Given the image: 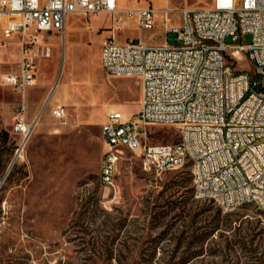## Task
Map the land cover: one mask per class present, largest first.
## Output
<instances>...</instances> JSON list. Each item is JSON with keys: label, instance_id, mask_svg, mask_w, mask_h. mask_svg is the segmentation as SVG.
Wrapping results in <instances>:
<instances>
[{"label": "rangeland", "instance_id": "rangeland-1", "mask_svg": "<svg viewBox=\"0 0 264 264\" xmlns=\"http://www.w3.org/2000/svg\"><path fill=\"white\" fill-rule=\"evenodd\" d=\"M119 1L121 8L168 5L173 26L181 8L211 3ZM142 32L133 21L112 29L107 16L70 15L65 34H48L51 57L40 49L36 81L25 93L24 122L35 126L24 142L16 131L21 96L2 83L4 64L18 61L20 47L0 31V264H264V210L247 203L224 212L198 197L190 165L150 172L141 152L125 150L113 184L102 182L105 116L119 110L129 120L141 97L138 79L104 72L102 41L111 34L119 43L136 36L154 45L164 40L159 29ZM250 42L251 36L225 40ZM226 63L233 62L226 57ZM233 69L254 75L247 60ZM58 105L66 110L65 125L53 116ZM145 129L151 145L179 142V126Z\"/></svg>", "mask_w": 264, "mask_h": 264}, {"label": "built area", "instance_id": "built-area-1", "mask_svg": "<svg viewBox=\"0 0 264 264\" xmlns=\"http://www.w3.org/2000/svg\"><path fill=\"white\" fill-rule=\"evenodd\" d=\"M171 12L168 5L121 8L119 0H0V31L5 39L18 38L21 47L18 71L2 77L21 96L16 131L27 142L25 93L36 81L40 49L44 58L51 57L46 37L65 34L68 16L104 15L112 29L134 21L139 31L155 29L160 17L163 44L141 38L119 43L115 34L102 41L104 72L141 84L136 114L129 120L119 110L105 116L102 182L113 184L125 150L139 151L146 171L162 174L190 165L196 195L213 199L224 212L247 203L264 210V0H211L205 7H183L174 26ZM170 34L176 44H169ZM244 36H251V42L225 43L228 37L237 42ZM226 57L233 63L227 64ZM243 60L253 65L254 75L234 71L233 65ZM52 113L61 124L68 123L63 106ZM150 125L179 126V142L149 144L145 128Z\"/></svg>", "mask_w": 264, "mask_h": 264}, {"label": "crops", "instance_id": "crops-1", "mask_svg": "<svg viewBox=\"0 0 264 264\" xmlns=\"http://www.w3.org/2000/svg\"><path fill=\"white\" fill-rule=\"evenodd\" d=\"M120 2V1H119ZM139 7H141V6H135V7H133V8H139ZM98 16V15H97ZM162 20H161V18L159 17L158 18V20H157V25H156V29H159L160 30V32L162 33V35H163V37H164V40L162 41V42H160V43H158V44H163L164 42H165V30H164V28H163V25H162V22H161ZM134 22V21H133ZM127 24L129 23V21H127L126 22ZM135 23V22H134ZM140 33L143 35V32L142 31H140ZM112 35V34H111ZM144 36V35H143ZM142 36V37H143ZM142 37L141 36H136L135 38H141L142 39ZM46 38H49V36H47ZM126 38V37H125ZM18 39V38H17ZM127 39H125L124 40V42L126 41ZM143 40V39H142ZM124 42H122V43H124ZM18 45H19V47H20V44H19V42H16ZM18 55H19V57L21 58V47H20V49H19V53H18ZM20 58H18V61H16V63L15 64H12V65H6V64H4V67H3V71H2V73H4L3 75H2V77L4 76V75H6V74H10V73H13V72H16V71H18V69H19V65H20ZM100 61H101V51H100ZM4 62H6V61H4ZM7 66H9V67H7ZM102 66V65H101ZM36 77H37V72H36Z\"/></svg>", "mask_w": 264, "mask_h": 264}, {"label": "water", "instance_id": "water-1", "mask_svg": "<svg viewBox=\"0 0 264 264\" xmlns=\"http://www.w3.org/2000/svg\"><path fill=\"white\" fill-rule=\"evenodd\" d=\"M34 126H35V125H33L32 127H30L29 135L32 133V131H33V129H34Z\"/></svg>", "mask_w": 264, "mask_h": 264}, {"label": "bare ground", "instance_id": "bare-ground-1", "mask_svg": "<svg viewBox=\"0 0 264 264\" xmlns=\"http://www.w3.org/2000/svg\"><path fill=\"white\" fill-rule=\"evenodd\" d=\"M29 127L25 126V134H27ZM21 154V153H20ZM19 157V156H18Z\"/></svg>", "mask_w": 264, "mask_h": 264}, {"label": "trees", "instance_id": "trees-1", "mask_svg": "<svg viewBox=\"0 0 264 264\" xmlns=\"http://www.w3.org/2000/svg\"><path fill=\"white\" fill-rule=\"evenodd\" d=\"M244 245H246V243H244Z\"/></svg>", "mask_w": 264, "mask_h": 264}]
</instances>
